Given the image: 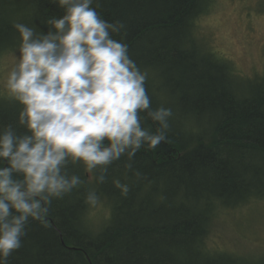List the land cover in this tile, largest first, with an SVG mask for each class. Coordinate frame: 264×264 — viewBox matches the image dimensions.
<instances>
[{
  "label": "trees",
  "instance_id": "1",
  "mask_svg": "<svg viewBox=\"0 0 264 264\" xmlns=\"http://www.w3.org/2000/svg\"><path fill=\"white\" fill-rule=\"evenodd\" d=\"M211 2L93 0L101 19L123 23L113 38L147 73L151 107L172 110L170 127L156 148L141 147L132 171L126 156L109 165L102 184L98 170L69 165L83 183L54 199L42 220H29L10 264H264V256L253 261L210 245L222 214L264 202V79H242L231 61L218 64L195 47ZM63 14L55 0H0V58L20 46L15 23L40 34ZM21 108L0 109V131L12 125L25 133ZM115 179L129 185L127 196ZM89 190L99 196L95 205L86 202ZM98 216L106 220L100 228Z\"/></svg>",
  "mask_w": 264,
  "mask_h": 264
},
{
  "label": "clouds",
  "instance_id": "2",
  "mask_svg": "<svg viewBox=\"0 0 264 264\" xmlns=\"http://www.w3.org/2000/svg\"><path fill=\"white\" fill-rule=\"evenodd\" d=\"M55 2L64 14L46 22L51 30L37 34L13 25L20 46L5 88L22 105L17 123L26 131L17 134L12 125L0 131V264H10L22 247L30 219L42 220L54 199L83 183L69 165L98 170L102 184L109 165L126 156L132 171L141 147L156 148L170 127L172 110L151 107L147 73L128 45L113 38L123 23L101 19L93 0ZM145 119L159 125L155 132L144 127ZM113 184L127 196L128 184ZM98 200L89 190L86 202Z\"/></svg>",
  "mask_w": 264,
  "mask_h": 264
},
{
  "label": "rangeland",
  "instance_id": "3",
  "mask_svg": "<svg viewBox=\"0 0 264 264\" xmlns=\"http://www.w3.org/2000/svg\"><path fill=\"white\" fill-rule=\"evenodd\" d=\"M210 6L197 22L195 47L218 64L231 61L236 71L245 75H238L242 79L248 77L252 83L263 80L264 0H212ZM16 63L17 51L0 58V109L20 105L5 88L7 74ZM101 218L96 219L98 228L106 224ZM211 237L212 248L225 247L247 254L253 261L264 256V202L222 214Z\"/></svg>",
  "mask_w": 264,
  "mask_h": 264
},
{
  "label": "water",
  "instance_id": "4",
  "mask_svg": "<svg viewBox=\"0 0 264 264\" xmlns=\"http://www.w3.org/2000/svg\"><path fill=\"white\" fill-rule=\"evenodd\" d=\"M45 220H48V218H45ZM51 224L54 226L53 222H51Z\"/></svg>",
  "mask_w": 264,
  "mask_h": 264
}]
</instances>
